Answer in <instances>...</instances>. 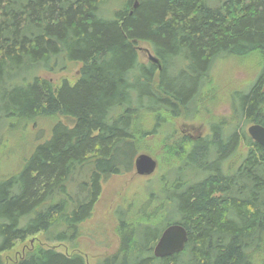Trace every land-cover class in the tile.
Instances as JSON below:
<instances>
[{"label": "trees", "instance_id": "16d2710c", "mask_svg": "<svg viewBox=\"0 0 264 264\" xmlns=\"http://www.w3.org/2000/svg\"><path fill=\"white\" fill-rule=\"evenodd\" d=\"M109 1L0 0V129L12 118L70 121L57 119L50 139L0 180V264L16 241L39 233L47 244L78 247L102 182L129 174L142 141L168 117L194 116L226 56H257L260 65L232 94L234 120L212 121L185 151H167L168 162L187 157L186 173L202 177L177 178L162 211L119 208V247L95 264H264V148L239 126H264V0H120L106 17ZM137 42L161 59L159 72L138 61ZM68 63L82 64L73 84L41 77ZM146 121L154 130L144 131ZM241 139L247 151L230 167ZM170 223L185 227L187 243L156 258L153 245ZM47 244L29 245L10 264H86Z\"/></svg>", "mask_w": 264, "mask_h": 264}, {"label": "rangeland", "instance_id": "374dc122", "mask_svg": "<svg viewBox=\"0 0 264 264\" xmlns=\"http://www.w3.org/2000/svg\"><path fill=\"white\" fill-rule=\"evenodd\" d=\"M119 6L120 0H110L101 6L102 13L106 17H111L112 10ZM135 45L142 48L139 51L136 49L139 62L146 64L148 62L146 49L153 53L152 48L144 42H137ZM259 66L257 56L256 58L226 56L218 59L212 67L210 76L212 84L205 95L204 104L198 110L199 112L196 111L193 117L183 115L168 117L167 122H163L165 125L160 130L142 141L138 153L148 154L157 161L155 172L151 175L141 176L137 175L133 169L129 174L111 175L102 182V190L93 207L91 217L80 224L81 234L77 238L78 247L71 248L67 242L47 244L39 233L29 236L23 243L16 241L14 247L4 253L5 263L10 264L22 250L34 243L44 246L47 244L66 254L77 252L84 256L86 264H95L99 259L114 254L119 247L117 210L132 205L135 207L146 206L147 208L154 206L162 211L164 205L157 207L170 197V185L177 178L184 175V179L193 181L202 177L198 171L186 173V170L191 168L187 157H184L183 160L178 157L174 161L168 162L170 152L167 151L174 147L185 151L189 147L187 142L189 139L185 138V135L188 136V134L183 131L185 126H194L195 131L190 128L189 131L193 136L200 133L202 138L210 133V122L223 121L227 124L234 120L232 94L237 89L246 90L256 80L260 70ZM81 67V63H68L63 70L43 71L41 77L49 79L55 86L60 85L63 80L73 84L78 79ZM57 119L64 124H70V121L62 116H58V118L56 116L53 118L38 116L35 119L28 118L26 120L12 118L8 122H3L0 129V180L19 172L34 147L50 139L52 126ZM245 125L242 122L239 123V126L244 127L247 134L246 129L250 124ZM152 127L151 122L144 123V131H150ZM246 151L247 147L241 139L233 156L229 159L228 166L237 164L239 156ZM164 176L167 177V180ZM152 192L153 194L150 196ZM170 210L171 205L168 206V216ZM158 214L163 216L162 213Z\"/></svg>", "mask_w": 264, "mask_h": 264}, {"label": "water", "instance_id": "95a60500", "mask_svg": "<svg viewBox=\"0 0 264 264\" xmlns=\"http://www.w3.org/2000/svg\"><path fill=\"white\" fill-rule=\"evenodd\" d=\"M135 3L134 7H136ZM149 60L154 62L159 69L162 64L158 57L149 53ZM248 131L251 136L264 146V126L251 124L248 126ZM156 167V161L147 154H139L135 159V171L139 175H149ZM188 240L187 231L184 226L178 223H172L165 228L157 244L153 248V253L156 258L172 255L181 252Z\"/></svg>", "mask_w": 264, "mask_h": 264}, {"label": "flooded vegetation", "instance_id": "af4514ba", "mask_svg": "<svg viewBox=\"0 0 264 264\" xmlns=\"http://www.w3.org/2000/svg\"><path fill=\"white\" fill-rule=\"evenodd\" d=\"M144 43H146V42H144ZM135 49H138V51H139V50L142 49V48H139L138 46L135 45ZM136 52H137V50H136ZM146 52H147V54L150 53V54H152V55L158 57L157 55L154 54V52L151 53L148 49H146ZM158 58H159V57H158ZM147 59H148V62H147V63L153 64L152 62L149 61V58H147ZM159 59H160V58H159ZM138 61H139V60H138ZM160 61H161V59H160ZM161 62H162V61H161ZM147 63H146V64H147ZM153 65L157 67V72H159V71L162 69V67H161V69H158V66H157L156 64H153ZM189 128H190V129H193V130L195 131V127H194V126H190V127L185 126L183 131L186 132V133L188 134V136L185 135V138L189 139L190 141H193V140H196V139H198V138H201L200 133H198L197 135L193 136V135L191 134V132L189 131V130H190ZM133 169H134V168H133Z\"/></svg>", "mask_w": 264, "mask_h": 264}, {"label": "bare ground", "instance_id": "6f19581e", "mask_svg": "<svg viewBox=\"0 0 264 264\" xmlns=\"http://www.w3.org/2000/svg\"><path fill=\"white\" fill-rule=\"evenodd\" d=\"M135 3H137V1H135ZM135 3H134V5H135ZM137 6V5H136ZM148 58H149V53H148ZM150 61V60H149ZM150 62H152V61H150ZM153 64H155L154 62H152ZM161 64H162V62H161ZM159 69V68H158ZM251 125V124H250ZM258 125H261V124H258ZM248 128V127H247ZM246 132H247V134H248V136L252 139V140H254V141H256L252 136H251V134L249 133V131H248V129H246ZM257 142V141H256ZM259 143V142H258ZM260 144V143H259ZM263 146V145H262ZM263 148H264V146H263ZM139 154H145V153H138L136 156H135V158H134V160H133V166H134V170H135V159L137 158V156L139 155ZM148 155V154H147ZM150 156V155H149ZM152 157V156H151ZM153 158V157H152ZM154 159V158H153ZM155 160V159H154ZM156 161V160H155ZM156 167H157V161H156ZM156 167H155V169H156ZM155 169H154V171L152 172V173H154L155 172ZM136 172V171H135ZM151 173V174H152ZM137 174V173H136ZM151 174H149V175H151ZM137 175H139V174H137ZM141 176H147V175H141ZM170 224H172V223H170ZM179 224V223H178ZM169 224H167L165 227H164V229L165 228H167V226H168ZM163 229V230H164ZM162 230V231H163ZM187 231V230H186ZM162 233V232H161ZM161 235V234H160ZM160 235H159V237L157 238V240H156V242H155V244H154V246L157 244V242H158V240H159V238H160ZM187 236H188V234H187ZM187 243V242H186ZM154 246H153V248H154ZM183 251V250H182ZM153 255H154V253H153Z\"/></svg>", "mask_w": 264, "mask_h": 264}]
</instances>
